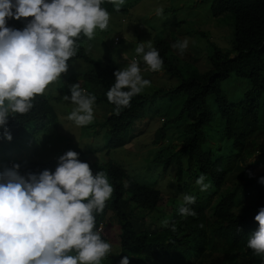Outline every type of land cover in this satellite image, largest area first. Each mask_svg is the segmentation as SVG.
<instances>
[{
  "label": "trees",
  "instance_id": "16d2710c",
  "mask_svg": "<svg viewBox=\"0 0 264 264\" xmlns=\"http://www.w3.org/2000/svg\"><path fill=\"white\" fill-rule=\"evenodd\" d=\"M205 1H212L211 11L215 18L227 14L233 18V47L226 53L216 48L210 58L211 68L203 73L193 69L189 77L173 92L186 98L178 117V120H185L186 125L182 147L179 150L167 147L171 156L167 159L166 169L174 163L178 167L180 181L186 173L196 175L197 168L201 174L211 179L217 193L201 201L197 199L194 204L189 205L194 215H181L179 208L182 204L171 208L166 224L161 229L155 232L141 229L140 222L136 219L144 220L159 209L161 192L138 183L126 170L109 159L104 164H93L84 153L73 146L68 147L67 150L79 153L81 161L90 164L94 174L97 171L104 172L114 188L104 212L96 216V226L101 234L104 222H117L119 233L115 241L118 251L114 256L104 258L101 264H119L122 256H128L130 264H264V256L256 255L247 248L250 233L258 228L254 217L258 209L264 207V184L259 183L264 173L256 179L255 175L249 177L247 183L238 181L227 194L218 198V192L222 191L242 160L264 152V0ZM102 7L109 13L113 11V7L107 2ZM20 22L24 28L28 21L22 18ZM86 42L88 40L81 37L77 42V54L68 63L70 66L76 61H83L90 69L66 79L71 84L78 82L81 86L83 83V89L96 96V105L105 104L110 108V116L106 119L108 149L116 150L126 145L125 134L142 117L146 100L140 94L135 95L130 106L121 108L119 114H116L115 105L108 102L106 93L114 84L113 73L120 68L114 61L107 60L103 63L91 57L84 48ZM171 47L163 39L156 41L154 46L159 51L168 74L176 75L179 73V58L173 54ZM232 76L248 80L251 87L237 103L229 102L222 90V83ZM211 96L215 98L218 115L224 124L222 138L232 143L234 154L229 156L204 150L214 118L207 104V99ZM33 104L29 113L9 117L7 127L13 139L8 142L0 135V153L5 154L9 147L17 144L24 136L39 135L46 130L48 124H56V113L45 94L37 96ZM213 137L214 135L209 141ZM165 138V129H160L155 143L159 144ZM162 153L163 151L158 154L155 161H162ZM185 157L188 158L187 169L183 165ZM15 163L21 165V174L28 171L38 173L44 169L54 171L57 166V161L42 164L23 159L13 164ZM248 169L254 174L251 167ZM251 189H255L257 197L253 206L244 207L242 212H238V208L248 199ZM241 191L244 195L238 199ZM101 237L107 241L104 233ZM219 242L222 243L223 250L217 254Z\"/></svg>",
  "mask_w": 264,
  "mask_h": 264
},
{
  "label": "clouds",
  "instance_id": "9594fccd",
  "mask_svg": "<svg viewBox=\"0 0 264 264\" xmlns=\"http://www.w3.org/2000/svg\"><path fill=\"white\" fill-rule=\"evenodd\" d=\"M119 12L125 0H107ZM105 0H0V135L11 142L9 117L24 115L34 107L37 96L66 75L69 60L76 56L81 37L91 41L97 29H109L111 15L102 7ZM163 9L157 10L162 15ZM28 22L21 29L8 26L10 19ZM188 41L172 45L183 55ZM91 45H89V48ZM148 70L163 69L164 61L151 43L140 42L135 48ZM126 59V58H125ZM115 80L106 93L109 103L130 106L150 81L141 75L136 60L113 73ZM63 98L75 107L68 119L83 127L94 120L96 96L80 84L69 86ZM0 172V264H101L112 245L102 239L96 216L104 212L114 188L102 171L93 173L79 153L67 150L57 159L55 170L21 174L19 163ZM249 177L254 174L249 171ZM201 174L196 184L207 191ZM259 183L264 184V177ZM195 197L184 196L179 213L194 215L188 207ZM258 228L250 233L247 248L264 256V207L254 217ZM119 264H130L122 256Z\"/></svg>",
  "mask_w": 264,
  "mask_h": 264
},
{
  "label": "rangeland",
  "instance_id": "374dc122",
  "mask_svg": "<svg viewBox=\"0 0 264 264\" xmlns=\"http://www.w3.org/2000/svg\"><path fill=\"white\" fill-rule=\"evenodd\" d=\"M110 5L113 11L110 13L109 29L105 32L97 29L95 38L88 40L84 45L86 52L103 63L107 60L114 61L120 69L126 67L132 60H136L141 68L142 77L151 82L150 86L140 93L146 100L143 115L125 134L126 145L116 150L108 149L106 119L110 116L111 110L105 104H94V120L87 126H77L68 119L75 105L63 98L66 94L70 95L71 83L66 78L90 69L83 61H76L69 66L68 73L50 85L45 92L56 113V124H48L46 130L36 136L23 135L24 137L22 136L23 138L17 144L9 147L5 154L1 152L0 172L10 168L11 162L23 159L42 164L57 161L70 146L84 153L90 163L100 165L109 159L126 170L138 183H144L161 192L162 202L159 209L144 220L136 219L140 222L141 229L155 232L165 226L171 208L184 203L185 195L193 196L195 200L201 201L217 193L211 179L207 176L205 183L210 182L211 187L207 191L200 190L196 180L201 173L197 168L196 175L186 173L182 181H179L178 167L174 163L166 169L167 159L171 156L167 147H173L175 150L182 147L183 131L186 125L185 120H178L186 98L175 95L173 92L183 80L189 77L193 69L203 73L211 68L210 58L216 48L224 53L232 49L234 20L229 14L215 18L211 11L212 1L205 0H125L119 12L114 10L112 4ZM161 8L163 14L157 15V10ZM8 26L23 29L20 20L10 19ZM115 38H119L120 43L116 44ZM162 39L169 42L171 46L177 41L185 39L188 41L183 55L178 49L171 47L173 54L180 60H178L179 73L176 75L168 74L164 66L161 71L148 70L142 55L138 56L135 52L140 42H144L146 47L150 42L154 47L156 41ZM89 45H91L90 48ZM84 87L82 83L81 88ZM250 88L248 80L236 79L233 76L222 83V90L231 103L239 102ZM207 104L214 114L211 128L208 130V138L210 139L213 135L214 137L210 141L208 139L204 150H211L217 155L224 156L234 154L232 143L222 138L224 124L218 115L215 98L209 97ZM262 106L264 107V95ZM163 128L166 138L156 144L157 133ZM161 151H163L162 161H155ZM183 165L187 169V157L184 158ZM250 167L254 171L255 179L264 173V152L242 160L228 178L222 191L218 192V198L227 194L232 189V185L238 181L247 183ZM254 190L251 189L248 199L242 207L238 208V212H242L244 207L253 206L257 198ZM243 195L244 192L241 191L238 199H241ZM102 228V233L107 238L106 242L112 245L108 255L114 256L118 251L115 237L119 233V226L115 220H107ZM218 246L217 254H220L223 245L219 242Z\"/></svg>",
  "mask_w": 264,
  "mask_h": 264
},
{
  "label": "built area",
  "instance_id": "2783aa9c",
  "mask_svg": "<svg viewBox=\"0 0 264 264\" xmlns=\"http://www.w3.org/2000/svg\"><path fill=\"white\" fill-rule=\"evenodd\" d=\"M120 42V39L119 38H115V43H119Z\"/></svg>",
  "mask_w": 264,
  "mask_h": 264
}]
</instances>
